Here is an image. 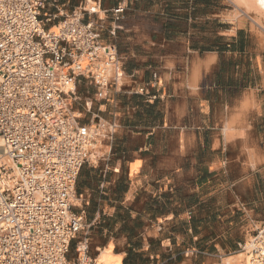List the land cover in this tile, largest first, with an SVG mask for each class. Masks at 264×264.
<instances>
[{
	"label": "crops",
	"instance_id": "1",
	"mask_svg": "<svg viewBox=\"0 0 264 264\" xmlns=\"http://www.w3.org/2000/svg\"><path fill=\"white\" fill-rule=\"evenodd\" d=\"M92 1L101 10L83 21L116 48L120 73L98 109L110 129L92 144L74 187L80 248L96 257L111 244L128 264L154 258L156 242L168 250L175 240H222L227 230L212 238V226L234 221L241 245L264 222L262 16L231 0L54 6L68 13Z\"/></svg>",
	"mask_w": 264,
	"mask_h": 264
},
{
	"label": "built area",
	"instance_id": "2",
	"mask_svg": "<svg viewBox=\"0 0 264 264\" xmlns=\"http://www.w3.org/2000/svg\"><path fill=\"white\" fill-rule=\"evenodd\" d=\"M50 1L63 16L55 0H0V153L11 162H0V264H71L83 221L70 195L99 132L80 122L71 99L79 78L104 99L103 90L116 83L106 69L120 73L116 48L83 21L100 12L99 3L48 26L57 18L45 10ZM122 12L112 10L116 20ZM3 179L13 185L3 187ZM244 246L253 264H264V222ZM95 262L78 253L76 264Z\"/></svg>",
	"mask_w": 264,
	"mask_h": 264
},
{
	"label": "rangeland",
	"instance_id": "3",
	"mask_svg": "<svg viewBox=\"0 0 264 264\" xmlns=\"http://www.w3.org/2000/svg\"><path fill=\"white\" fill-rule=\"evenodd\" d=\"M46 12L52 13L56 15V21L48 26L56 24L58 21L62 20L64 15L69 14L70 12H62L63 16H59L55 11H53V6L50 4L46 5ZM112 84V83H111ZM119 85V84H117ZM115 87L112 84L108 89L103 90V93L107 95V90H113ZM109 97L106 96V100H101L98 97V89L89 80H85L82 78L77 79L76 86L74 90V96L71 99V109L75 112H80L82 115L80 116V122L83 124H98L96 127L101 135L103 136L100 140V143L103 139L106 138L107 132L110 129L108 122L101 121L100 118L103 116L99 112L100 105L106 104L107 99ZM108 114V113H106ZM76 115V114H75ZM77 116V115H76ZM95 116H98V119H95ZM96 143V142H95ZM99 143H97L98 145ZM72 205L74 204L71 201ZM215 222V221H213ZM230 222V221H229ZM230 225V224H229ZM260 226L257 225L255 227L249 228V233L246 238L244 237L243 241H241V245H239L235 239L237 237L238 227L236 225V221L233 222L232 226H228L225 228L222 225H213L212 226V238H216V234L219 233L220 229L227 230V234L222 238V240L218 241H208V242H193V241H184L179 242L175 240L171 243L172 247L168 250L163 249L158 242L153 243L148 252L154 258H141V257H132L128 259V264H222L223 259L227 256H232L241 252L240 247L248 242V239H251L254 235L256 229ZM169 230H173V228H169ZM183 227L175 228L177 234H182ZM251 238H250V237ZM187 237V236H185ZM249 237V238H248ZM84 238V231H80L75 239L71 242L69 253L67 260L71 264L77 263L78 253H82V249H80L79 242ZM91 259H95V256L90 254L88 255Z\"/></svg>",
	"mask_w": 264,
	"mask_h": 264
},
{
	"label": "bare ground",
	"instance_id": "4",
	"mask_svg": "<svg viewBox=\"0 0 264 264\" xmlns=\"http://www.w3.org/2000/svg\"><path fill=\"white\" fill-rule=\"evenodd\" d=\"M231 1L237 9L243 8L244 11L247 13L249 11L250 12L252 11V12L256 13L257 15H261L263 20H264V0H231ZM256 21L258 23V19ZM106 75H107V79L118 78V74L116 73L115 68H113L111 66H109L106 69ZM69 85H71V84H69ZM69 85H67L66 90L71 89ZM93 124L90 125L91 130H93L92 129ZM97 135L98 136L95 138V142H96L97 138H99V136H100V131L97 133ZM92 144L93 143H91L88 146V149L90 151L93 149ZM0 162H5L8 166L11 167V162L7 158H5L1 153H0ZM1 185L3 187L6 186V187L10 188L13 185V181L8 180V179H3V180H1ZM73 194H74V189L71 191L70 199H71V201H73L74 204H76L75 203L76 202L75 196ZM249 242H250V239H248V242L245 243V246H244L245 250H247L249 248ZM81 246H83V245H81ZM112 247L113 246L110 244L107 248L102 249L98 253V255L95 257V261H96L95 264H122V256L114 254L112 251V249H113ZM80 249H82V251H83L84 247H82ZM222 264H253V263L250 260V258L248 257L247 253L241 251V252L234 254L232 256L225 257L223 259Z\"/></svg>",
	"mask_w": 264,
	"mask_h": 264
}]
</instances>
